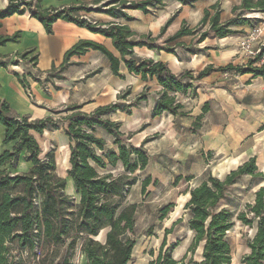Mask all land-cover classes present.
<instances>
[{
    "label": "trees",
    "instance_id": "16d2710c",
    "mask_svg": "<svg viewBox=\"0 0 264 264\" xmlns=\"http://www.w3.org/2000/svg\"><path fill=\"white\" fill-rule=\"evenodd\" d=\"M40 1L10 0L5 9H0V26L1 20L8 16L30 12L32 17L44 25L48 34L53 32L56 21L72 22L112 39L114 48L120 54L115 55L96 41L81 39L66 52L63 63L51 69L47 80L65 79L62 72L68 67L72 56L95 50L106 56L115 75L124 76L120 75L124 66L129 73L139 76L144 82L155 78L162 89L153 108V115L167 112L177 116L186 114L177 99V93H187L194 87L195 81H201L212 73L225 75L234 72L239 76L250 73L254 77H264L262 53L249 58L245 64H210L197 74L192 70L174 73L166 62L138 57L135 53L136 48L142 47L171 54H175L178 48H184L193 53L195 45L203 43L212 33L215 37L225 38L242 32V27L253 26L254 19L245 13H264V0H241L239 5L233 6L232 17L227 20H223L220 3L216 2L204 9L195 27L188 26L184 21L164 41L160 39L167 33L174 15L165 22L156 36L152 33L139 34L118 21L103 23L89 15L92 12L105 13L114 19L124 18L129 21L133 17L127 10H140L147 14L150 8L163 6L166 0H93L92 4L98 5L95 8L90 7L89 3H83L47 9L42 7ZM177 1L193 5L198 0ZM185 37L192 38L189 45L183 41ZM19 38V32L12 36H0V46L17 42ZM204 48L212 49L210 46ZM33 52L32 49L24 51L14 63L18 65L22 59L36 66L38 55ZM9 62V57L0 55V66L7 67ZM16 76L31 97L27 78L39 79L33 77L31 72L17 73ZM149 94V86L146 85L133 101L127 103L131 95V90L127 89L118 95L117 101L99 106L92 113L82 111L81 105L72 104L54 111L57 118L49 116L42 119L21 116L14 112L6 100L0 99V124L6 129L3 143H13L12 149L0 155V264H22L23 253L30 251L34 254L41 241L54 246L52 253L55 255H45L39 264H75L73 254L79 240L81 251L89 264H132L138 239L139 206L128 202L127 195L137 181L135 173L144 170L149 162V153L143 145L152 138H146L143 144L136 146L128 141L131 137L124 138L121 124L111 120L109 115L118 111L130 113L132 108L146 101ZM203 110H210L208 102ZM60 128L64 129L70 141V168L67 173L79 196V202L66 193L67 179L57 174L54 152L50 151L42 157V148L34 134L43 135L46 130ZM98 128L105 129L113 137L118 150L106 149L108 142L97 135ZM21 160L31 164L26 172L13 174L9 169L2 168L6 165L15 168ZM118 161L123 163V173L101 174L100 169L116 165ZM247 175H262L255 156L224 178L210 175L188 189L190 198L185 204L187 226L194 233L189 250L196 251L203 244L201 261L193 257L188 259L187 254L176 259L173 256L176 245L166 248L167 236L180 219L165 230L159 253L155 256L152 252L153 258L148 264H231L232 246L227 233L235 226L236 220L255 230L247 242L250 252L242 257L241 262L264 264V186L255 192L253 203L236 216L228 207L223 206L228 191ZM152 182L151 177L142 180L143 194ZM173 207V203L163 206L160 210L161 218L166 217ZM147 233L152 235L153 228L150 227Z\"/></svg>",
    "mask_w": 264,
    "mask_h": 264
},
{
    "label": "rangeland",
    "instance_id": "374dc122",
    "mask_svg": "<svg viewBox=\"0 0 264 264\" xmlns=\"http://www.w3.org/2000/svg\"><path fill=\"white\" fill-rule=\"evenodd\" d=\"M216 2L220 3L223 20H227L232 17L233 6L239 5L241 0H198L193 5H184L181 2L172 4L166 0L163 6L150 8L147 14L142 11L127 10L133 19L118 20L121 23H129L130 28L139 34L152 33L156 36L166 20L174 15V21L165 36L160 39L164 41L170 33L175 31L182 15L186 18L182 20L181 25L185 21L188 26L195 27L201 20L204 9ZM97 6L90 4L93 8ZM96 13L92 12L89 16L96 19L95 17H99ZM245 15L254 19V25L240 28L243 29L242 32L232 35L231 40H221L222 38L215 37L212 33L203 43L195 45L193 53H189L184 48H178L175 54H171L142 47L135 49L137 56L161 59L178 74L186 70H192L194 74H197L211 61H214L213 63L217 66L228 64V61L219 55H222L224 50L234 48L237 55L242 57L240 64H245L249 56L242 49L241 38L255 27H264V13L252 11L246 12ZM183 41L189 45L192 38L185 37ZM205 45L212 49H205ZM210 53L218 57L213 58ZM103 59L101 58L100 63H104ZM120 73L124 76L114 74L110 80L109 72L103 73L100 78L101 91L103 92L109 82L122 86L131 83L128 86L131 90V95L126 101L128 103L133 101L144 87L135 76L126 74L124 70ZM238 77L239 75L234 72L225 75L215 72L201 81H195L194 87L187 93H177V99L182 103L185 115L176 116L166 112L154 116V106L143 103L139 108H132L130 113L118 111L109 115L111 120L121 124L120 129L124 132V138L131 137L128 141L136 145L140 143L141 132H152L147 136L152 140L143 145L149 153V162L144 170H137L135 173L137 181L127 195L128 202L139 206L138 239L132 264H148L153 258L152 252L157 256L165 238V230L171 228L180 219L172 233L167 236L166 248L176 245L173 250V256L176 259H181L187 254L188 259L193 257L196 261L202 260L203 244L199 245L196 251L189 250L194 233L187 226L188 215L185 204L190 198L188 189L210 175L224 178L251 157H256L259 172H262V175L242 177L228 191L227 198L223 202V206L228 207L234 216L244 210L248 204L253 203L255 192L264 186V108H262L264 96L258 92L260 85L249 86V82ZM151 90L152 86H149V93ZM124 91L125 89L121 93ZM102 97H104L103 100H108L107 95ZM207 102L210 110L204 112ZM96 133L107 140V150L110 148L118 150L113 143V137L105 129L98 128ZM35 135L43 151L42 157L50 151L54 152L58 164L57 174L67 179L66 193L79 202V196L67 173L70 168V142L64 129H54L43 135L37 133ZM2 168L9 169L13 174L26 172L29 169L22 161L15 168L9 165ZM100 172L118 175L124 172V166L121 161H118L116 165H108L106 169H100ZM146 177H151L153 182L143 194L142 180ZM170 203H173L174 207L162 219L160 210ZM150 227L153 228L152 235L147 233ZM254 231V228L236 220L235 226L227 233V239L232 246L231 264H243L241 259L250 252L247 242L252 238ZM54 248L41 241L34 254L30 251L23 253L22 264H39L45 255H55L52 253ZM73 261L75 264H89L81 251V240L77 243Z\"/></svg>",
    "mask_w": 264,
    "mask_h": 264
},
{
    "label": "crops",
    "instance_id": "0c3cea01",
    "mask_svg": "<svg viewBox=\"0 0 264 264\" xmlns=\"http://www.w3.org/2000/svg\"><path fill=\"white\" fill-rule=\"evenodd\" d=\"M34 1L36 2L38 0ZM92 1L93 0H41L40 3L44 9H47L51 7L59 8L69 6L71 4H92ZM9 2L10 0H0V9H5ZM169 2H172L173 4V2L178 3L179 1L169 0ZM127 13L132 16L131 13ZM96 15L99 16L95 17L96 20L103 23H109L112 21L119 22L118 19H114L105 13H96ZM172 16L173 15L170 17ZM185 18L186 17L182 15L179 19L180 23L176 25L173 33L181 27V22ZM127 25L131 27L129 23H127ZM18 32L20 33V38L17 42H8L7 44L0 46V55L10 58L9 65L7 67L0 66V99L6 100L17 114L21 116L29 115L31 119H42L49 116L56 118L57 114H55L54 111H60L67 105L72 104L81 105L82 111L92 113L99 106L115 102L122 90L129 89L128 86H130L131 83H127L122 86L111 84V82H109L103 92L101 91V75L105 72H109L108 77L110 80L114 77V74L106 56L95 50H89L85 54L72 56L68 67L62 72L65 79L59 80L54 78L52 80H47L48 73L51 69L54 66L58 68L63 63L66 52L81 39H89L101 43L115 55L119 56L120 54L113 46L112 39L98 33H93L86 28L64 20L56 21L53 25V32L48 34L44 25L38 19L32 17L30 12H25L24 14H14L1 20L0 36H12ZM173 33H170L169 35ZM232 38L233 36H229L222 38L221 40H231ZM30 49L34 50L33 53L35 55H38L36 66H32V64L24 61L16 65L14 62L17 60L18 56L24 51ZM210 54L213 58L218 57V55L214 56L212 53ZM219 57H223L228 61V63L235 62L236 64H240V62H242V60L240 61V58L242 59V57L237 55V51L234 48L224 50L223 54L219 55ZM101 58H104V63H100ZM213 62L214 61H211L208 65H215ZM24 69H27L28 72H31L33 77L39 79L36 81L30 76L27 78L30 83L31 97L28 95L26 89L16 76L17 73H21ZM123 70L126 74L135 76L129 73L124 66L121 68V71ZM95 71L99 72L94 75H90ZM135 78L144 88L146 85L152 86L148 99L142 103L148 104L151 107L155 106L159 92L162 89L158 81L154 78L149 82H144L139 76H135ZM238 78H242L246 82H249V86L255 87L256 85H260L261 88L258 92H260V95L264 96V77H254L253 74L249 73L240 75ZM142 91L143 90H141V92ZM104 95H107V101L103 100L104 97L102 96ZM140 106H142V104L136 108H139ZM262 108H264V103H262ZM51 130L54 129H49L45 132ZM5 131V127L0 124V155L4 151L12 149L13 146V143H2L5 137ZM121 132L124 133L122 130ZM150 134H152V132H141L140 143L135 145L140 146L143 140ZM21 161L22 163L24 162L27 164L28 168L31 166L30 163L25 162L24 160Z\"/></svg>",
    "mask_w": 264,
    "mask_h": 264
},
{
    "label": "built area",
    "instance_id": "2783aa9c",
    "mask_svg": "<svg viewBox=\"0 0 264 264\" xmlns=\"http://www.w3.org/2000/svg\"><path fill=\"white\" fill-rule=\"evenodd\" d=\"M264 27L253 28L246 36L241 38L240 44L242 49L247 53L249 58H254L259 53H262V62H264ZM23 62L22 59L19 60ZM28 73L27 69L22 70L21 74Z\"/></svg>",
    "mask_w": 264,
    "mask_h": 264
},
{
    "label": "water",
    "instance_id": "95a60500",
    "mask_svg": "<svg viewBox=\"0 0 264 264\" xmlns=\"http://www.w3.org/2000/svg\"><path fill=\"white\" fill-rule=\"evenodd\" d=\"M190 194V193H189Z\"/></svg>",
    "mask_w": 264,
    "mask_h": 264
}]
</instances>
